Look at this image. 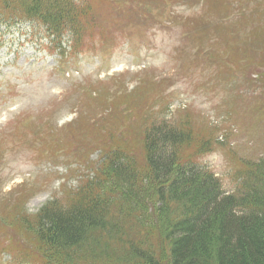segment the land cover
<instances>
[{
    "label": "rangeland",
    "instance_id": "374dc122",
    "mask_svg": "<svg viewBox=\"0 0 264 264\" xmlns=\"http://www.w3.org/2000/svg\"><path fill=\"white\" fill-rule=\"evenodd\" d=\"M75 1L92 13L74 42L30 22L0 25V264H85L91 250L54 253L30 223L100 179L113 145L143 171L152 121L209 135L202 153L191 145L182 155L226 192L264 158V0ZM150 198L129 233L171 264Z\"/></svg>",
    "mask_w": 264,
    "mask_h": 264
},
{
    "label": "trees",
    "instance_id": "16d2710c",
    "mask_svg": "<svg viewBox=\"0 0 264 264\" xmlns=\"http://www.w3.org/2000/svg\"><path fill=\"white\" fill-rule=\"evenodd\" d=\"M91 13L75 0H0V25L34 23L59 42L80 37ZM183 126L163 118L146 124L143 171L113 145L100 179L87 180L67 204L47 202L30 223L46 248L70 258L87 248L85 264H157L154 246L129 233L141 224L134 210L151 196L171 264H264V158L248 162L238 188L226 192L214 172L182 155L191 145L202 153L209 135L202 140Z\"/></svg>",
    "mask_w": 264,
    "mask_h": 264
}]
</instances>
